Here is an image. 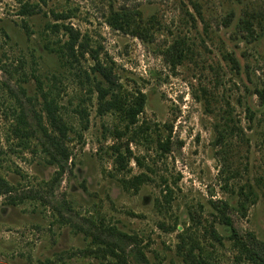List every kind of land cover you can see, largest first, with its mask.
<instances>
[{
    "label": "rangeland",
    "instance_id": "obj_1",
    "mask_svg": "<svg viewBox=\"0 0 264 264\" xmlns=\"http://www.w3.org/2000/svg\"><path fill=\"white\" fill-rule=\"evenodd\" d=\"M113 11L135 27H111ZM53 24L85 55L60 59L69 37ZM96 58L123 97L145 96L136 125L99 111ZM257 90L264 0H0V264H189L190 250L250 264L216 208L264 243Z\"/></svg>",
    "mask_w": 264,
    "mask_h": 264
},
{
    "label": "trees",
    "instance_id": "obj_2",
    "mask_svg": "<svg viewBox=\"0 0 264 264\" xmlns=\"http://www.w3.org/2000/svg\"><path fill=\"white\" fill-rule=\"evenodd\" d=\"M23 11L20 13L21 15H32L33 11L29 10L27 6H22ZM27 7V8H26ZM139 15V13H138ZM57 20L63 19V15L55 16ZM133 17L127 12H118L113 11L111 15L107 18V23L117 30L128 31L135 27V23L132 22ZM241 24L245 25V29H247V36L245 39L247 42H251V38L249 37L251 34L248 30H250V22L242 21ZM52 28L57 31H62L68 35L69 40L66 42L65 46L57 52V55L60 59L66 57H72L77 59L78 55H85V45L79 42V32H76L72 26L65 24H53ZM134 28L133 31L137 32ZM94 71L103 78V81L106 83L102 86V81L99 86L100 93V112H118L125 115V120H127V127L130 125H136L139 123L138 117L144 112L145 109V96L141 94L139 97L135 98L133 102L123 97L122 93L117 92L114 88V78L112 76V72L104 67L100 60L96 58V64ZM108 88H106L107 86ZM112 86V87H111ZM257 95L261 101V104L264 105V90H257ZM45 105L46 109L49 113V116L53 119L54 126L58 129L60 135L66 136L67 128L62 124L61 120L56 116V104H53L51 101L45 97ZM254 114L251 115V121L254 119ZM136 133V132H135ZM59 137H56L58 139ZM57 150H60L58 140L53 141ZM113 150H116L118 155L116 156V162L121 165L120 170H124L128 162V158L131 153L127 151L126 153L121 152L117 147H113ZM227 205V204H226ZM219 212H221V221L225 226L229 227L231 230L230 240L233 241V245L237 250L238 255L236 256L237 261H246L250 264H264V243L257 239L254 234H246L242 235L237 232L234 228L233 222L229 216L226 214V207L223 209L216 208ZM211 237L216 242H220L222 240L221 236L218 232L213 228L211 229ZM187 257L189 259V264H214L208 259L204 257L201 251L195 252V250H190L187 253ZM124 262H122L123 264Z\"/></svg>",
    "mask_w": 264,
    "mask_h": 264
}]
</instances>
